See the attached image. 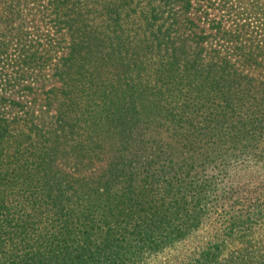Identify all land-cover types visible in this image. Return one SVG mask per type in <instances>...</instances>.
<instances>
[{
	"label": "trees",
	"instance_id": "16d2710c",
	"mask_svg": "<svg viewBox=\"0 0 264 264\" xmlns=\"http://www.w3.org/2000/svg\"><path fill=\"white\" fill-rule=\"evenodd\" d=\"M264 0H0V264H264Z\"/></svg>",
	"mask_w": 264,
	"mask_h": 264
},
{
	"label": "rangeland",
	"instance_id": "374dc122",
	"mask_svg": "<svg viewBox=\"0 0 264 264\" xmlns=\"http://www.w3.org/2000/svg\"><path fill=\"white\" fill-rule=\"evenodd\" d=\"M263 179L264 177H260V183H262ZM199 233L200 232H198L192 240L184 241L183 243L177 244L174 247L168 248L158 255L151 256L145 261V263L142 264H178L180 254L189 253L193 248L194 243H196L197 237L198 239L202 237V235H199Z\"/></svg>",
	"mask_w": 264,
	"mask_h": 264
}]
</instances>
